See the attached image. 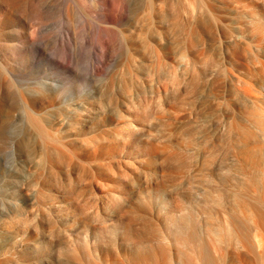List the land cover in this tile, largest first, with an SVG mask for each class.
Instances as JSON below:
<instances>
[{"label":"rangeland","instance_id":"obj_1","mask_svg":"<svg viewBox=\"0 0 264 264\" xmlns=\"http://www.w3.org/2000/svg\"><path fill=\"white\" fill-rule=\"evenodd\" d=\"M196 1L208 9L209 24L202 26L199 12L195 38L184 33L182 44L193 42L197 76H180L175 85L170 49L161 61L152 57L140 67L129 65L128 52L111 50L101 91L93 96V86L83 87L100 122L85 142L70 146L83 154L58 174L36 177L33 188L23 172L14 184L6 180L0 211L7 198L16 209L0 213V264H133L139 255L162 261L164 249H190L193 224L215 256L241 249L240 231L254 242L252 228L264 223L256 189L261 180L254 178L259 172L264 179V167H247L229 137L235 140V125L250 110L264 130V86L251 106L235 93L232 72L245 59L264 61V0ZM127 97L145 116L144 127L126 118L106 124ZM258 133L264 145V132ZM262 232L259 250L264 226ZM247 264L264 262L251 255Z\"/></svg>","mask_w":264,"mask_h":264},{"label":"bare ground","instance_id":"obj_2","mask_svg":"<svg viewBox=\"0 0 264 264\" xmlns=\"http://www.w3.org/2000/svg\"><path fill=\"white\" fill-rule=\"evenodd\" d=\"M205 7L199 9L196 0H0V195L4 196L6 180L14 184L22 172L26 185L33 188L36 177L58 174L68 161L83 154L70 151V146L76 141L85 142L87 130L100 125L96 110L89 112L83 87L87 83L93 86V96L101 91L102 66L111 50L128 52L129 65L139 66L152 57L161 61L170 49L175 59V85L180 76H197V57L190 47L193 42L183 46L182 37L185 33L195 38L199 12L203 15L202 26H208L210 17ZM243 48L245 51L248 46ZM252 58L245 59L238 72H232L237 78L235 93L254 106L264 86V77H258L264 71V61ZM85 59L91 64L84 65ZM125 94L132 95L129 91ZM122 99V108L111 112L116 118H109L106 124L126 118L128 124L135 120L136 125L144 127L145 116L134 111L130 98ZM172 111L177 112L176 105ZM247 115L235 125L240 134L236 141L235 134L229 138L240 145L236 152L247 167L261 169L264 145L258 132L264 130L253 110ZM259 179L256 189L262 196L259 205L264 220V179L258 172L254 180ZM11 192L14 197L16 191ZM2 206L3 211L7 206L9 210L16 209L8 198ZM263 226L264 223L256 224L252 228L254 242L246 230L240 231L241 249L215 256L193 224L190 249H164L162 261L139 255L133 264H171V260L176 264H223L226 259L228 264H247L251 255L264 262V245L258 249ZM111 264L125 262L113 259Z\"/></svg>","mask_w":264,"mask_h":264}]
</instances>
